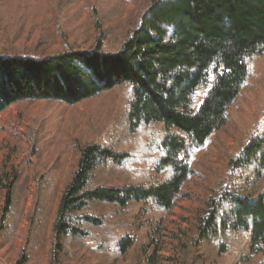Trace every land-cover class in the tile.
I'll return each instance as SVG.
<instances>
[{
	"label": "trees",
	"instance_id": "16d2710c",
	"mask_svg": "<svg viewBox=\"0 0 264 264\" xmlns=\"http://www.w3.org/2000/svg\"><path fill=\"white\" fill-rule=\"evenodd\" d=\"M136 7L119 43L98 37L86 48L66 41L48 53L37 43L0 52V114L21 101L72 105L124 88L116 125L96 140L66 142L59 131L52 138L61 152L46 154L49 112L22 131L35 167L16 166L9 183L0 178L7 188L0 243L14 239L12 216L30 168L36 181L30 229L45 227L32 240L26 235L17 264L42 255L50 221L52 262L66 240L79 239L109 262L128 254L125 264H156L164 216L188 195L186 184L203 176L199 163L228 108L256 79L241 146L222 158L218 181L180 228L171 264H264V0H138ZM71 147L75 168L61 186L63 153Z\"/></svg>",
	"mask_w": 264,
	"mask_h": 264
},
{
	"label": "rangeland",
	"instance_id": "374dc122",
	"mask_svg": "<svg viewBox=\"0 0 264 264\" xmlns=\"http://www.w3.org/2000/svg\"><path fill=\"white\" fill-rule=\"evenodd\" d=\"M137 1L68 0L64 5V0H0V52L28 51L37 43L39 46L43 44L48 53L60 50L66 41H74V45L86 48L98 37H104L107 45L119 43L133 25ZM123 89V86H115L96 97L72 105L50 104L40 100L32 103L21 101L7 106L0 114V178L9 183L14 178L11 174L13 169L19 170L16 166L35 167L36 159L28 156L30 143L22 131L29 124L38 125L40 121H44L48 112L45 130L50 133L41 141L48 155L61 152L57 139L52 138L59 131L66 142L74 137L93 141L102 137L101 135L111 133L116 125ZM257 91L258 82L256 79H249L228 108L226 123L216 133L214 141L201 158L199 167L203 176H194L186 184L188 195L180 198L164 216L157 235L159 244L154 257L156 264L172 263L178 251L179 238L182 237L179 235L180 228H185L188 219L193 218L194 211L202 202L201 198L206 197V187L214 180L218 181V174L224 169L222 158L225 159L228 152H234L241 146V139L253 118ZM63 154L66 156L60 165L58 176L61 186L69 179L77 158L74 147ZM28 172V190L22 195L24 198L18 199L13 214L15 216H12L16 220V234L9 243H0V264H17L21 259L20 253L24 249L26 235L32 240L34 233L45 227V224H37L30 229L36 181L32 169L29 168ZM6 191V186L0 184V213ZM55 202L56 200L51 210H54ZM51 214L52 219L53 213ZM50 225L51 221L47 226L48 239L46 238L47 244L42 255L27 260L25 264H125L128 259L126 254L115 262H109L94 248L86 249L90 243L72 239L66 240L64 253L52 262Z\"/></svg>",
	"mask_w": 264,
	"mask_h": 264
}]
</instances>
